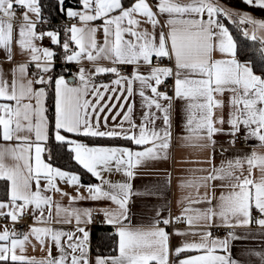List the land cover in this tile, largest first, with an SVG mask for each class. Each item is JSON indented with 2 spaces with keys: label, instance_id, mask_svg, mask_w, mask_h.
<instances>
[{
  "label": "snow or ice",
  "instance_id": "obj_1",
  "mask_svg": "<svg viewBox=\"0 0 264 264\" xmlns=\"http://www.w3.org/2000/svg\"><path fill=\"white\" fill-rule=\"evenodd\" d=\"M66 2L0 0V264H264V243L230 245L252 223L264 241V0ZM241 138L257 144L229 156ZM177 142L211 154L173 213L170 174L132 180ZM134 196L147 227L131 224ZM37 244L46 255L27 254Z\"/></svg>",
  "mask_w": 264,
  "mask_h": 264
},
{
  "label": "crops",
  "instance_id": "obj_2",
  "mask_svg": "<svg viewBox=\"0 0 264 264\" xmlns=\"http://www.w3.org/2000/svg\"><path fill=\"white\" fill-rule=\"evenodd\" d=\"M217 2L221 3L219 1ZM47 43L48 42L45 41V44ZM2 55L3 53L0 52V58H2ZM215 55L217 56V58H219L218 52H216ZM101 63L107 64L108 62L101 61ZM107 79L104 80L106 81ZM136 99H137V109H139V97L137 96ZM182 103H183L182 101L177 102L178 112H181ZM179 123H180L179 120H176V122L174 123L173 125L174 132L179 131ZM217 139H227V138L217 137ZM0 143H3V141H0ZM256 144L257 141L254 139H250L247 143L244 141V143H242L241 145H235V149L233 150V152L228 153V155L229 156L233 155L235 150L249 151L251 147ZM225 146L227 147V145ZM210 154H211L210 148L190 147L180 142L174 143L172 145L171 151L168 154L167 160L157 163L146 162L143 164V166L138 168V175L134 177L132 180L133 191L142 188L145 184L154 183L157 180H161L162 182L163 180H166L168 178L164 174L165 173L170 174L171 182L167 186L164 192V198L159 202L160 203L167 202L169 207L172 209L173 213H175V209L177 208V201H179L182 196H187L188 194L195 195L196 192V189L194 187L182 188L178 183L179 179L202 175V173L195 170L200 167H210V165L203 163V161H205V159L208 158ZM220 160H221L220 146L217 145L215 163L219 164ZM111 179L117 180L120 179V177L116 174H113L111 176ZM82 182L84 181L82 180ZM92 182L95 183L97 181L94 179V181ZM59 187L64 189L65 191L75 194L74 190L63 182H59ZM81 191L83 192V189H81ZM199 191L202 193L204 189L200 188ZM209 191H211V189H209ZM218 191H217V195H218ZM133 201L136 203L137 208L133 210V216L131 219L132 226L147 227L151 223L150 221L151 213L147 210L144 211L140 210L141 203L138 197L134 196ZM64 202L67 203L66 198ZM82 203L87 204L88 202H82ZM253 215L255 216V212L253 213ZM2 223L3 221L0 220V224ZM32 223L33 221L29 219L28 224H32ZM9 227H12V223L10 221H9ZM177 227H184V225H177ZM258 229L259 226L256 225L255 223H252L247 227H237L235 229V232L237 233V235L241 236V238L230 241V245L232 246V251L234 255H239L241 253V250L245 247L259 250L261 244L264 243V241L261 240ZM169 231H171V228L169 229ZM177 239H178L177 237H173L172 242L176 243ZM26 252L28 255H33L36 256L37 258L46 255V251L42 250L38 244L35 248L29 245L26 248ZM53 254H55L54 248H53ZM116 254H118V252H116L113 255Z\"/></svg>",
  "mask_w": 264,
  "mask_h": 264
},
{
  "label": "trees",
  "instance_id": "obj_3",
  "mask_svg": "<svg viewBox=\"0 0 264 264\" xmlns=\"http://www.w3.org/2000/svg\"><path fill=\"white\" fill-rule=\"evenodd\" d=\"M223 4H230L231 6L233 7H239V8H243L244 5L240 3V0H217ZM75 0H67L66 2V7L67 6H70L72 3H74ZM257 14L258 13V10H257ZM233 31L235 32L236 29L235 27L233 26ZM245 38L241 37V40L244 41ZM246 43L251 46V41H246ZM103 79H107V76H105ZM49 103H51V101H49ZM121 143H127L126 141H121ZM61 164H65L67 165V167L71 170H77V168L79 167L78 165H75V162H72V163H69L68 162V157H64L61 161H60ZM82 180L84 182H92L94 181V178H92L89 174H85L83 175L82 177ZM112 231L111 227H108V228H102V227H97L95 229V232L97 233V235H99L101 232H105V233H110ZM97 247H98V244H97V241H96V238L93 237V240H92V250H93V253L95 254L96 253V250H97ZM101 251L104 253V254H109L111 253L112 255L116 253V251H112V244L111 242H108V245L106 248H103L101 249Z\"/></svg>",
  "mask_w": 264,
  "mask_h": 264
},
{
  "label": "built area",
  "instance_id": "obj_4",
  "mask_svg": "<svg viewBox=\"0 0 264 264\" xmlns=\"http://www.w3.org/2000/svg\"><path fill=\"white\" fill-rule=\"evenodd\" d=\"M169 83H171V81H169ZM242 143H244V140L241 138V139H238L237 142H236V145H241ZM255 215H257L255 213ZM29 219L30 218H27L25 220V223L28 224L29 223ZM93 219L97 222V224H99V221H100V217H97V216H94ZM12 227H15L17 231H20L21 230V225L20 224H16V225H13L12 224ZM214 235H217V236H220V237H223L225 235V232L224 231H214Z\"/></svg>",
  "mask_w": 264,
  "mask_h": 264
}]
</instances>
